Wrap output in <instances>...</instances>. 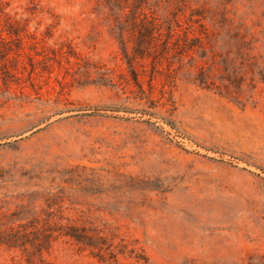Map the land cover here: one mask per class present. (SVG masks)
<instances>
[{
  "label": "rangeland",
  "instance_id": "obj_1",
  "mask_svg": "<svg viewBox=\"0 0 264 264\" xmlns=\"http://www.w3.org/2000/svg\"><path fill=\"white\" fill-rule=\"evenodd\" d=\"M0 264H264V0H0Z\"/></svg>",
  "mask_w": 264,
  "mask_h": 264
}]
</instances>
